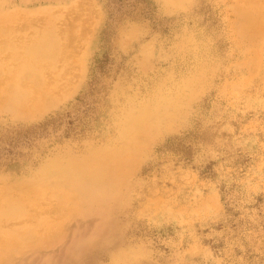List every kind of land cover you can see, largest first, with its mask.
Returning <instances> with one entry per match:
<instances>
[{
	"label": "rangeland",
	"instance_id": "374dc122",
	"mask_svg": "<svg viewBox=\"0 0 264 264\" xmlns=\"http://www.w3.org/2000/svg\"><path fill=\"white\" fill-rule=\"evenodd\" d=\"M0 31L7 264H264V0H0Z\"/></svg>",
	"mask_w": 264,
	"mask_h": 264
},
{
	"label": "bare ground",
	"instance_id": "6f19581e",
	"mask_svg": "<svg viewBox=\"0 0 264 264\" xmlns=\"http://www.w3.org/2000/svg\"><path fill=\"white\" fill-rule=\"evenodd\" d=\"M12 15H13V13H12ZM16 17V16H15ZM19 17H21V14L19 15L18 14V18ZM15 19V18H14ZM32 19H34V18H32ZM82 19V18H81ZM35 20V19H34ZM17 21V20H16ZM6 22V21H5ZM8 22V21H7ZM31 22H35V21H32L31 20ZM4 24V23H3ZM29 24V23H28ZM32 25H34L33 23H32ZM25 26H28V25H24V27ZM13 27V26H12ZM7 28V27H6ZM11 28V27H10ZM29 28V27H28ZM8 29V28H7ZM12 29V28H11ZM22 29V28H21ZM3 30V29H2ZM25 30H26V28H25ZM28 30V29H27ZM16 31V30H15ZM21 31H24V28H23V30H21ZM52 31V30H51ZM1 32V31H0ZM6 34V33H5ZM34 34V32H32V35ZM41 34V33H40ZM51 34H53V33H51ZM49 35V34H48ZM55 35V34H54ZM59 35V34H58ZM20 36H22L23 37V35H20ZM30 36V35H29ZM29 36H27V37H29ZM72 36V35H71ZM76 36V35H75ZM78 36V35H77ZM82 36V35H81ZM26 37V38H27ZM49 37V36H48ZM70 37V36H69ZM20 38V37H19ZM25 38V37H24ZM50 38V37H49ZM52 38V37H51ZM58 38V37H57ZM29 39V38H28ZM73 40H75L74 38H72ZM71 39V37H70V40H72ZM77 39V38H76ZM79 39H82L81 37L79 38ZM7 40V42H8V39H6ZM22 40H24V39H22ZM49 40V39H48ZM30 42H31V40H29ZM55 41V40H54ZM60 41V40H59ZM26 42H28V40L26 41ZM25 42V43H26ZM29 42V43H30ZM74 42V41H73ZM21 43H23V41H21ZM33 43V42H32ZM60 43V42H59ZM12 44V43H11ZM34 44V43H33ZM48 43H43V44H40V45H38L37 46V49H36V51H34V54H35V56L38 58V59H40L41 57H50L51 58V56L53 55V49H54V47H50V48H48V45H47ZM8 45V44H7ZM28 46V45H27ZM33 46V45H32ZM35 46V45H34ZM18 47H22V46H18ZM1 48V47H0ZM3 48H4V46H3ZM8 48V47H7ZM14 48V47H13ZM16 48V47H15ZM26 48V46L24 47V49ZM30 48H28V50H29ZM34 49V48H33ZM59 49H60V47H59ZM9 50V49H8ZM32 50V49H31ZM4 51V50H3ZM18 51V50H17ZM29 53H30V51H28ZM18 53V52H17ZM25 53V52H24ZM33 53V52H32ZM13 54V53H12ZM15 54V53H14ZM14 54H13V56H14ZM19 54V53H18ZM23 54V53H22ZM26 54V53H25ZM7 57V56H6ZM12 57V56H11ZM15 57V56H14ZM28 57V56H27ZM9 58V57H8ZM29 58V57H28ZM28 58H27V60H28ZM49 58V59H50ZM0 59H2V58H0ZM17 59H18V57H17ZM30 59V58H29ZM45 59V58H44ZM48 59V58H47ZM6 62H7V60H5ZM4 61V62H5ZM16 61V60H15ZM5 62V63H6ZM39 62H41V61H39ZM50 62V61H49ZM2 63V62H1ZM21 63V61L20 62H18V64L17 65H19ZM48 63V62H47ZM52 63V62H51ZM32 64V63H31ZM40 64H43V62L42 63H40ZM9 65V64H8ZM8 65H6L5 67H7ZM11 65V64H10ZM16 65V66H17ZM23 65V64H22ZM27 65V64H26ZM30 65V64H29ZM52 65V64H51ZM50 65V66H51ZM20 66L21 65H19V68H20ZM24 66V65H23ZM39 66V65H38ZM15 67V66H14ZM18 67V66H17ZM16 67V68H17ZM34 68H36V67H34ZM6 69V68H5ZM25 69V68H24ZM23 69V71H25ZM38 69V68H37ZM8 70V69H7ZM11 70V69H10ZM16 70H18V69H16ZM21 70V69H20ZM28 70V69H27ZM32 70V69H31ZM39 70V69H38ZM43 71V70H42ZM39 72V71H38ZM7 73V72H6ZM12 73H13V71H12ZM18 73V72H17ZM10 74V73H9ZM14 74V73H13ZM40 74V73H39ZM21 75V74H20ZM13 76V75H12ZM12 76H11V79H12ZM14 76H17L16 75V72H15V74H14ZM18 77H19V75H18ZM30 77H32V76H30ZM9 78V77H8ZM14 78V77H13ZM15 78H17V77H15ZM14 78V79H15ZM7 79V78H6ZM14 79H12L11 81H13ZM18 79V78H17ZM27 78H25V80H26ZM50 79H52V78H50ZM5 80V79H4ZM9 80V79H8ZM32 80V79H31ZM29 81V80H28ZM44 81H46V80H44ZM49 79H48V81H47V83H49ZM53 81V80H52ZM18 82H19V80H18ZM27 83V82H26ZM50 83H51V81H50ZM52 83H54V82H52ZM51 83V84H52ZM22 84H23V82H22ZM30 83H28V85H29ZM45 84H46V82H45ZM44 84V85H45ZM55 84V83H54ZM8 85V84H7ZM24 85H27V84H24ZM24 85H22L23 87H24ZM34 85V84H33ZM47 86L49 85V84H46ZM6 86V85H5ZM37 86H39V87H41L40 85H37ZM43 86V85H42ZM51 85H49V87H50ZM54 86V85H53ZM15 87V86H14ZM27 87V86H26ZM33 87V86H32ZM45 87V86H44ZM43 87V88H44ZM52 87V86H51ZM21 88V87H20ZM25 88V87H24ZM27 88H29L30 89V86L29 87H27ZM33 88H35V87H33ZM43 88L42 89H40V91L36 94V88H35V90L33 91L34 93H33V95L31 96V93L30 94H23L21 91H19L18 90V92L17 91H14V93L13 94H11V93H9V94H11L10 96H11V98H12V103H13V105H12V110L14 109V110H18V111H21L22 109L21 108H25V106H27V105H29V103L31 102V105L33 106L34 104H38L39 103V101L41 100H43L44 99V97L47 99V101L49 100V98L51 99V93H50V91L52 90H48V89H46V88H44V90H43ZM57 87H55V89H56ZM2 89V88H1ZM0 89V91L2 92L3 91V89L1 90ZM29 89H27V90H29ZM39 89V88H38ZM23 91V90H22ZM4 92V91H3ZM7 92H9V91H7ZM6 92V93H7ZM54 92V91H53ZM2 94V93H1ZM5 94V93H4ZM4 97V96H3ZM3 97L1 98V101L0 102H2V101H4L3 100ZM7 97V96H6ZM8 99V98H7ZM58 100V98L57 99H54V98H52V104L53 103H55L56 101ZM8 101H9V99H8ZM11 102V101H10ZM50 102V103H51ZM58 102V101H57ZM5 104H7V103H5ZM4 104V105H5ZM41 104V103H40ZM30 105V106H31ZM45 105H47L46 103H45ZM4 107V106H3ZM34 107V106H33ZM35 108V107H34ZM33 108V109H34ZM49 108V107H48ZM47 108V109H48ZM26 109V108H25ZM32 109V108H31ZM33 109H32V111H33ZM27 110V109H26ZM165 110V109H164ZM175 109L174 108H172L171 110H165V111H162V112H160V114L158 115V116H156L155 118H154V120H159V121H167L169 118H170V116H169V114L171 113V112H173ZM31 111V112H32ZM22 113V115H24L23 114V112H21ZM157 114V113H156ZM155 115V114H154ZM171 115V114H170ZM149 116V115H148ZM144 117H146V115L144 116ZM134 118V117H133ZM148 119V118H147ZM142 120H144V119H142ZM149 120V119H148ZM147 120V121H148ZM132 121V120H131ZM135 122V121H134ZM137 123V122H136ZM150 123H152V122H150ZM144 124V123H143ZM145 125V124H144ZM146 125H147V123H146ZM150 126V125H149ZM154 126V125H153ZM145 127V126H144ZM148 127V126H147ZM149 128V127H148ZM160 125L158 126H156V127H153L152 129H150V130H144V131H141L140 133H139V136L141 137V138H143V139H146V138H149V137H153V136H157V135H159V132L161 131L160 129ZM132 132H134V131H132ZM125 149V148H124ZM126 150V149H125ZM94 151H95V149H94ZM104 151V150H103ZM100 152H102V150L100 151ZM92 153H93V151H92ZM98 153V152H97ZM88 154H90V153H88ZM115 154V153H114ZM100 155V154H99ZM124 155V154H123ZM137 155V154H136ZM138 155H140V154H138ZM137 155V157H139ZM117 156V155H116ZM116 156H115V158H116ZM130 156V155H129ZM132 156V155H131ZM91 158V157H90ZM94 158V157H93ZM102 158H104V157H102ZM108 158H110V157H108ZM140 158V157H139ZM76 158H74V159H71L70 161H68V164H69V162L73 165L75 162H77V160H75ZM107 160H109V159H107ZM118 160H120V158H118ZM84 161V160H83ZM110 161V160H109ZM114 161V160H113ZM117 161V160H116ZM115 161V162H116ZM122 161V160H121ZM103 162V161H102ZM129 162V161H128ZM59 163V162H58ZM67 163V162H66ZM104 163V162H103ZM65 164V163H64ZM68 164H66L67 166H65V167H68ZM70 164V165H71ZM100 164V163H99ZM119 164V163H118ZM130 164V163H129ZM51 165V164H50ZM53 165H54V163H53ZM59 165V164H58ZM106 165V164H105ZM131 165V164H130ZM73 166H76V164L75 165H73ZM78 166V165H77ZM76 166V167H77ZM85 166V165H84ZM100 166H101V164H100ZM108 166V165H107ZM129 166V165H128ZM51 167V166H50ZM57 167H60V168H62V166L60 165V166H57ZM70 167V166H69ZM78 167H80V166H78ZM77 167V168H78ZM115 167V166H114ZM73 168V167H72ZM75 168V167H74ZM100 168H104V167H100ZM110 168V167H109ZM63 169H65L64 168V166H63ZM63 169H60V170H63ZM70 169V168H69ZM83 169V168H82ZM105 169V168H104ZM103 169V170H104ZM114 169V168H113ZM74 170V169H73ZM108 170V169H107ZM65 171V170H64ZM68 171V170H67ZM70 171V170H69ZM104 171H106V170H104ZM52 172V171H51ZM66 174H67V172H66ZM109 174V173H108ZM56 175V174H55ZM58 175V174H57ZM60 175H61V173H60ZM60 175H59V177H60ZM53 176H54V174H53ZM69 176V175H68ZM56 177H58V176H56ZM62 177V176H61ZM111 177V176H110ZM93 178V177H92ZM101 178V177H100ZM99 177L97 178V179H100ZM68 179H69V177H68ZM94 179V178H93ZM64 180V179H63ZM53 181H55V179H54V177H53ZM57 181V180H56ZM60 181V180H59ZM51 182V181H50ZM58 182V181H57ZM66 182H67V180H66ZM65 182V183H66ZM90 182V181H89ZM61 183V182H60ZM69 184H70V182H68ZM57 184V183H56ZM91 184V183H90ZM23 186V185H22ZM52 186H54V185H52ZM56 186V185H55ZM42 189V187L39 189V190H41ZM1 190V189H0ZM38 190V191H39ZM3 191V190H2ZM4 192V191H3ZM66 192V191H65ZM81 192H82V190H81ZM111 192H113V191H111ZM1 193V192H0ZM51 193V192H50ZM68 193H69V191H68ZM83 193V192H82ZM4 194V193H3ZM70 194V193H69ZM72 194V193H71ZM74 194V193H73ZM114 194V193H113ZM2 195V194H1ZM50 195V194H49ZM48 195V196H49ZM83 195V194H82ZM85 196H88L89 198H95L98 194L97 193H95L94 191H87L86 192V194H84ZM42 196V195H41ZM66 196V195H65ZM73 196V195H72ZM114 196V195H113ZM2 197V196H1ZM4 197V196H3ZM46 197V196H45ZM49 197H51V196H49ZM63 197V196H62ZM74 197V196H73ZM65 198V197H64ZM68 198V197H67ZM7 199H8V197H7ZM11 199H12V201L15 199V198H13V196H11ZM85 199V198H84ZM87 199V198H86ZM16 200V199H15ZM22 200H23V198H22ZM25 200H26V198H25ZM24 200V201H25ZM64 200V199H63ZM68 200H71V199H68ZM91 200V199H90ZM2 201H1V199H0V203H1ZM74 202H76V201H74ZM77 203V202H76ZM79 203V202H78ZM89 203V202H88ZM87 203V204H88ZM2 204V203H1ZM8 204V203H7ZM15 204H17V203H15ZM80 204V203H79ZM97 204V203H96ZM12 206V204H9L8 206ZM77 205V204H76ZM80 206V205H79ZM79 206H74V208L75 207H77V209L78 208H80ZM86 206V205H85ZM99 207L98 208H100V205H98ZM12 207H14V206H12ZM16 208V207H15ZM87 208H89V206L87 207ZM7 209H9V208H7ZM12 209V208H11ZM14 209V208H13ZM12 209V210H13ZM22 209V208H21ZM75 210V209H74ZM2 211V210H1ZM18 212H17V210H13V211H11L10 212V215L11 216H15V214H17ZM67 214H69V213H67ZM78 215V214H77ZM1 216V215H0ZM8 217V216H7ZM69 217V216H68ZM5 218H3V220H4ZM66 219V221L68 220V218H65ZM72 219V218H71ZM6 220V219H5ZM63 222V221H62ZM62 222H60V223H62ZM9 224H11V223H9ZM63 224H64V222H63ZM62 225V224H61ZM3 226V225H2ZM55 226V225H54ZM68 226V225H67ZM67 226H66V228H67ZM4 227H5V224H4ZM65 228V227H64ZM6 229V228H5ZM52 229H54V227L52 228ZM51 229V230H52ZM57 230L59 229L58 228V226H57V228H56ZM56 230V231H57ZM60 230H62L61 232H63V228L61 227L60 228ZM59 230V231H60ZM14 231V230H13ZM24 231H26V230H24ZM2 232V231H1ZM17 232V231H16ZM29 232V231H28ZM31 232V231H30ZM33 232V231H32ZM50 232V231H49ZM48 232V233H49ZM58 232V231H57ZM5 233V232H4ZM27 233V232H26ZM55 231H54V234H53V236L51 237V236H47L46 234H44V236H46L47 238H49V239H47L46 237H45V241H43V242H50V241H53L54 239H58L57 238V235L55 236V238H54V235H55ZM3 234V233H2ZM15 234V233H14ZM22 234V233H21ZM24 234V233H23ZM50 234H52V233H50ZM49 234V235H50ZM60 234V232H58V235ZM6 235V234H5ZM16 235V234H15ZM14 235V236H15ZM25 235V234H24ZM34 235V234H33ZM36 235V234H35ZM61 235V234H60ZM59 235V236H60ZM63 235V234H62ZM14 236H12V237H14ZM23 236V235H22ZM26 236V235H25ZM24 236V237H25ZM38 236V235H37ZM58 236V237H59ZM3 236H1V238H2ZM16 237V236H15ZM23 237V238H24ZM42 237V236H41ZM17 238V237H16ZM19 238V237H18ZM21 238V237H20ZM19 238V239H20ZM51 238H53V239H51ZM5 239V238H4ZM3 239V240H4ZM15 239V238H14ZM29 239V237L27 238V240ZM30 239H32V238H30ZM3 240L2 241H0V243H3ZM7 241H8V239H6ZM23 240V239H22ZM36 240V239H35ZM43 240H44V238H43ZM50 240V241H49ZM5 241V240H4ZM6 241V242H7ZM21 241V240H20ZM29 241H31V240H29ZM13 242H15L16 243V241H13ZM22 242H24V240L22 241ZM36 242V241H35ZM54 242H56V241H54ZM53 242V243H54ZM8 243V242H7ZM14 243V244H15ZM29 243V242H28ZM28 243H27V245H28ZM19 244H20V242H19ZM44 244V243H43ZM43 244H42V246H43ZM51 244V243H50ZM2 245V248L3 249H1V251H0V264H7V262H8V257L10 256H8L7 257V255H6V253H7V250L8 251H10V249H13V250H16V246H13V245H10V243L7 245V244H1ZM0 245V246H1ZM49 245V244H48ZM21 246V245H20ZM19 246V247H20ZM22 246H24V245H22ZM46 246V245H45ZM28 248V247H27ZM19 249V248H18ZM30 249V248H29ZM28 250V249H27ZM32 250V249H31ZM30 250V251H31ZM13 253V252H12ZM8 254H10V253H8Z\"/></svg>",
	"mask_w": 264,
	"mask_h": 264
}]
</instances>
